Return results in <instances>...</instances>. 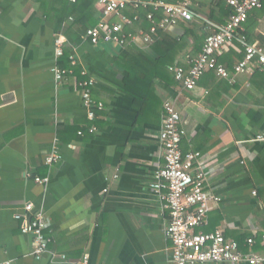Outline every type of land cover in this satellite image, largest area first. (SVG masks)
<instances>
[{
  "label": "crops",
  "instance_id": "1",
  "mask_svg": "<svg viewBox=\"0 0 264 264\" xmlns=\"http://www.w3.org/2000/svg\"><path fill=\"white\" fill-rule=\"evenodd\" d=\"M216 2L196 0L193 6L208 32L224 22L210 18ZM73 3L0 0V264H77L85 254L87 264H173L168 214L150 188L163 164L159 131L166 100L180 114L181 151L201 153L207 187L221 198L210 205L199 230L221 229L242 248L255 235L253 250L260 252L264 73L229 81L206 72L192 90L155 77L153 91L144 88L147 99L139 97L136 104L125 82L136 63L128 55L132 48L133 54L136 48L149 52V46L92 44L85 36L91 7L75 18ZM94 9L98 22L96 2ZM243 31L249 43L264 49V3L249 13ZM57 35L63 39L60 57ZM242 50L231 42L219 59L235 64ZM70 56L77 61L75 74L58 85L52 68L70 67ZM81 69L96 80L93 100L103 103L94 120L75 83ZM54 146L61 160L46 165ZM28 202L46 216L50 245L40 259L33 255L31 234L22 233L13 217Z\"/></svg>",
  "mask_w": 264,
  "mask_h": 264
},
{
  "label": "built area",
  "instance_id": "2",
  "mask_svg": "<svg viewBox=\"0 0 264 264\" xmlns=\"http://www.w3.org/2000/svg\"><path fill=\"white\" fill-rule=\"evenodd\" d=\"M76 2V0H70ZM196 0H96L99 8V20L94 26L85 29V36L92 44H108L124 47L137 44L149 46L161 31H172L180 22L192 20L196 14L193 6ZM224 5L232 9L229 17L213 27L206 36L197 55H187L185 62L189 65L186 71L183 66H169L174 79L187 90L196 87L202 75L213 70L218 77L234 80L242 73L251 74L255 70H264V49L249 43L243 31V24L249 13L262 7L263 0H223ZM148 9L146 20L148 27L138 25L139 13L129 15V10ZM236 39L243 47L242 58L233 71L223 64L219 57L227 45ZM56 57L64 54L63 39L57 35L54 39ZM70 67L52 68L56 84L75 74L77 65L74 56H70ZM82 78L75 79L76 86L87 110L90 120L95 119V110H102L103 103L92 98V88L96 80L80 70ZM94 127L90 128L93 131ZM81 133V132H79ZM185 131L180 126V114L171 100L164 102V119L159 131V140L163 149V164L156 168L150 183L151 190L158 195L163 210L168 214L165 235L171 242V262L173 264H207L228 262L230 264H264V233L260 234L262 246L260 252L253 250L257 243L255 235L248 236L244 250L239 241L227 238L221 229L210 232L199 230L206 223L210 205L221 198L210 191L206 184V173L203 168L202 155L198 151H181V141ZM261 138V136H258ZM61 153L53 147L44 157V163L51 165L61 160ZM38 183H47L48 177H35ZM24 212H16L13 217L19 222L20 231L31 234L33 255L40 259L49 250L50 238L45 233L46 216L33 209L31 202L23 206ZM62 258L65 255H61ZM87 255L77 264H87ZM4 264H9L5 262ZM99 264H106L101 262Z\"/></svg>",
  "mask_w": 264,
  "mask_h": 264
},
{
  "label": "trees",
  "instance_id": "3",
  "mask_svg": "<svg viewBox=\"0 0 264 264\" xmlns=\"http://www.w3.org/2000/svg\"><path fill=\"white\" fill-rule=\"evenodd\" d=\"M165 1L175 2L176 0ZM216 1L218 10H213L214 12L212 15H210V18L215 19V17H220V20L223 19L222 21H225L232 12V9L226 7L223 0ZM95 2L96 0H76V2H74L71 6L70 13L73 14L75 18H80V15L85 14L86 7H88L89 10L90 6L91 11L87 12L89 19L88 23L89 25L93 26L97 23V20H95L94 18ZM262 2L264 3V0ZM147 10H129L128 13L129 15L139 13L140 20L138 25L145 29L149 26L146 20ZM79 13L82 14L78 15ZM197 21L201 22L202 20L199 17L195 16L188 22H180L172 31H160L158 38H156L149 45V52H145L139 48H136L137 50L133 54L135 50L133 51L132 49L134 48L131 49L132 51L130 50L128 56L132 60L135 59L136 63H134L135 65L133 64V66H131V71L126 77L125 82L126 87L135 93L136 104H140V98L142 97L143 100L147 99V95L143 93L144 88L153 91V81L155 77H160L161 79L169 83L174 81L175 83L177 82L178 84H181L174 79L172 71L169 70V66L180 65L183 66L187 71L189 65L185 62L186 56L188 54L192 56L197 55L201 51V47L205 41L206 36L211 32L204 30V26L200 25ZM240 33L244 34L245 32L240 31ZM232 43L237 45L240 44V42L236 39H234ZM234 65L235 64H225V66L230 71H233ZM207 72H212L213 74L215 73L213 70H209ZM254 72L264 73V70H255ZM239 243L241 245L240 241ZM243 248L244 250H248V247Z\"/></svg>",
  "mask_w": 264,
  "mask_h": 264
}]
</instances>
